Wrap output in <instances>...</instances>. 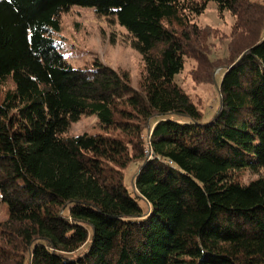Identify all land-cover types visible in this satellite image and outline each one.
I'll use <instances>...</instances> for the list:
<instances>
[{"label": "trees", "instance_id": "trees-1", "mask_svg": "<svg viewBox=\"0 0 264 264\" xmlns=\"http://www.w3.org/2000/svg\"><path fill=\"white\" fill-rule=\"evenodd\" d=\"M76 5L126 28L137 87L68 62L56 35ZM210 5L242 41L209 65L206 114L176 78L208 54ZM86 115L100 130L69 135ZM0 204V264H264V0H0Z\"/></svg>", "mask_w": 264, "mask_h": 264}, {"label": "rangeland", "instance_id": "rangeland-1", "mask_svg": "<svg viewBox=\"0 0 264 264\" xmlns=\"http://www.w3.org/2000/svg\"><path fill=\"white\" fill-rule=\"evenodd\" d=\"M197 23L202 29L203 47L208 54L196 59L188 57L185 69L176 80L206 114H212L220 103V91L216 82H212L207 75L209 65L225 66L230 63L236 55L231 47L242 38L234 34L235 17L229 12L220 13L215 5H210ZM61 24V33L56 37L61 40L62 51L69 63L81 67L99 59L117 70L127 72L132 85H139L144 70L143 57L133 47L126 28L115 18L100 16L93 8L76 5L61 15ZM222 70V67L217 68L214 73L219 82ZM99 130L98 118L86 115L71 125L68 134ZM135 170V165H132L126 171L128 186H132ZM8 216L7 205L0 204V223L6 221Z\"/></svg>", "mask_w": 264, "mask_h": 264}, {"label": "built area", "instance_id": "built-area-1", "mask_svg": "<svg viewBox=\"0 0 264 264\" xmlns=\"http://www.w3.org/2000/svg\"><path fill=\"white\" fill-rule=\"evenodd\" d=\"M151 137V133L149 134V138ZM150 148V145H147V149Z\"/></svg>", "mask_w": 264, "mask_h": 264}]
</instances>
